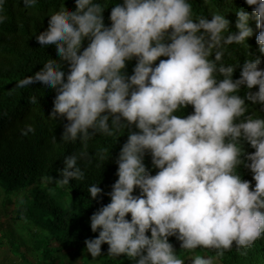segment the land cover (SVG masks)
Returning a JSON list of instances; mask_svg holds the SVG:
<instances>
[{
  "label": "clouds",
  "instance_id": "clouds-1",
  "mask_svg": "<svg viewBox=\"0 0 264 264\" xmlns=\"http://www.w3.org/2000/svg\"><path fill=\"white\" fill-rule=\"evenodd\" d=\"M27 3L38 10L44 0ZM248 3L255 14L240 9L233 31L231 12L202 15L196 0H121L118 6L79 0L80 11L58 12L55 31L42 36L64 59H54L21 88L59 90L55 120L74 122L66 142L87 145L49 180L60 186L86 180L85 161L96 163L92 149L101 137H119V144L131 137L112 190L105 193L103 181L88 187L98 207L86 224L94 236L83 245L93 260L105 244L107 257L129 264H186L182 252L192 253L190 264H216L225 251L243 254L264 235V116L250 110L258 104L264 111V60L248 52L256 20L264 54V0ZM14 4L0 0V26L14 23ZM234 45L247 49L242 65L227 62ZM41 102L39 95L32 98L34 105ZM40 131L32 125L25 134ZM114 154L106 147L100 155L109 164ZM104 195L109 201L100 204ZM169 237L179 242V252Z\"/></svg>",
  "mask_w": 264,
  "mask_h": 264
},
{
  "label": "trees",
  "instance_id": "trees-1",
  "mask_svg": "<svg viewBox=\"0 0 264 264\" xmlns=\"http://www.w3.org/2000/svg\"><path fill=\"white\" fill-rule=\"evenodd\" d=\"M121 0H115L116 6ZM127 2V0H124ZM198 11L202 15L223 11L232 20L233 31H238L236 22L239 10L247 9L255 14L248 0H196ZM70 7L74 12L80 11L79 0H44L41 9H30L27 0H15L12 9L14 23L7 28L0 26V188L11 193L17 205L14 217L0 221V264H129L123 258L106 256L107 245L101 244V256L92 259L84 251L83 239L94 236L87 230V217L96 207L97 201H89L88 187L93 183L102 182L105 193L119 179V158L130 135L119 137H101L92 149L97 154L95 164L89 166L84 181L73 180L70 185L60 186L49 180V177H60V170L66 168L67 158L75 153L87 150V145L69 144L66 142L69 126L74 123L70 119L57 121L61 92H49L40 84L36 89L21 88L30 77L42 72L54 61H63L60 49L48 50L42 43V36L56 29V15ZM116 9L110 12V22L115 25ZM214 18V17H213ZM252 27L255 34L249 39L248 52L252 56H261L259 52L258 21ZM91 46V45H90ZM247 58V49L234 45L228 63L240 61L241 65ZM140 62L133 66V73ZM264 67V64L261 65ZM240 68L237 67L233 78H238ZM255 88H253V91ZM243 89L241 90V94ZM39 95L40 105H34L32 98ZM246 103H248L246 101ZM194 109L190 106L186 114ZM251 111L264 116L260 105H250ZM32 125L40 128V134L28 137L25 130ZM60 138L64 140L62 143ZM111 147L114 159L107 164L100 155L104 148ZM245 151L251 152L247 144ZM152 168L151 157L146 160ZM159 169L153 170L155 175ZM246 180L255 181L250 170L240 169ZM11 198L4 197L2 208L6 213L5 202ZM109 197L104 195L99 203L104 204ZM147 234V233H146ZM169 241L180 251L179 242L174 237ZM200 254L214 255L211 250L199 249ZM186 259L190 252L180 253ZM221 264H264V235L254 242L244 253L232 249L225 251L217 259Z\"/></svg>",
  "mask_w": 264,
  "mask_h": 264
},
{
  "label": "rangeland",
  "instance_id": "rangeland-1",
  "mask_svg": "<svg viewBox=\"0 0 264 264\" xmlns=\"http://www.w3.org/2000/svg\"><path fill=\"white\" fill-rule=\"evenodd\" d=\"M4 197H7V198H11L9 202H5V208H6V211H7V216L6 213L4 212V209L2 208L1 204H2V201H3V198ZM13 196L11 193H5L1 188H0V221H5L8 217V219H10V217H14L15 215V211H16V208H17V205L13 202ZM0 252H2L0 250ZM2 253H0V259L2 258ZM193 255H191L190 257H186V264H190L191 262V259H192ZM216 264H219L218 261H216Z\"/></svg>",
  "mask_w": 264,
  "mask_h": 264
}]
</instances>
